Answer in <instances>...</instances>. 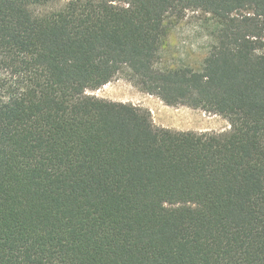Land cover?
Wrapping results in <instances>:
<instances>
[{
  "label": "trees",
  "instance_id": "trees-1",
  "mask_svg": "<svg viewBox=\"0 0 264 264\" xmlns=\"http://www.w3.org/2000/svg\"><path fill=\"white\" fill-rule=\"evenodd\" d=\"M190 11L205 57L162 63ZM117 75L229 130L86 94ZM0 264H264V0H0Z\"/></svg>",
  "mask_w": 264,
  "mask_h": 264
},
{
  "label": "rangeland",
  "instance_id": "rangeland-1",
  "mask_svg": "<svg viewBox=\"0 0 264 264\" xmlns=\"http://www.w3.org/2000/svg\"><path fill=\"white\" fill-rule=\"evenodd\" d=\"M63 4L56 2L36 7L33 13L41 15L56 11ZM211 27L212 21L208 15L201 12H187L183 20L169 32L161 49V62L172 65L187 64L196 68L212 43ZM86 94L146 109L151 115L153 124L158 128L197 134H218L229 130L228 122L221 116L185 106H167L157 97L139 91L123 75H117L108 84L98 90L87 91Z\"/></svg>",
  "mask_w": 264,
  "mask_h": 264
}]
</instances>
